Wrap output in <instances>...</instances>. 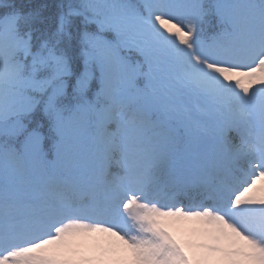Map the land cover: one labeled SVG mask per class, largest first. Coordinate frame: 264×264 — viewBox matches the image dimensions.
Here are the masks:
<instances>
[{
	"label": "snow or ice",
	"instance_id": "6c2138e0",
	"mask_svg": "<svg viewBox=\"0 0 264 264\" xmlns=\"http://www.w3.org/2000/svg\"><path fill=\"white\" fill-rule=\"evenodd\" d=\"M0 264H264V0H0Z\"/></svg>",
	"mask_w": 264,
	"mask_h": 264
}]
</instances>
